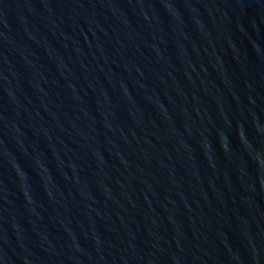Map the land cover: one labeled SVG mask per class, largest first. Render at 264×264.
I'll return each mask as SVG.
<instances>
[{
  "label": "water",
  "instance_id": "95a60500",
  "mask_svg": "<svg viewBox=\"0 0 264 264\" xmlns=\"http://www.w3.org/2000/svg\"><path fill=\"white\" fill-rule=\"evenodd\" d=\"M0 264H264V0H0Z\"/></svg>",
  "mask_w": 264,
  "mask_h": 264
}]
</instances>
